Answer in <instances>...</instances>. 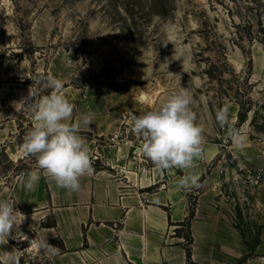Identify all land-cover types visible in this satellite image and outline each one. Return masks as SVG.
Returning a JSON list of instances; mask_svg holds the SVG:
<instances>
[{
	"label": "rangeland",
	"instance_id": "obj_1",
	"mask_svg": "<svg viewBox=\"0 0 264 264\" xmlns=\"http://www.w3.org/2000/svg\"><path fill=\"white\" fill-rule=\"evenodd\" d=\"M50 76L63 81L73 117L91 112L100 126L80 132L96 168L105 164L99 155L118 152L110 139L132 129L131 115L189 89L206 130L205 178L216 208L231 215L252 264H264V180L254 179L264 172V0H0L1 186L36 168L22 148L35 122L17 103L30 90L35 101L48 95ZM226 105L242 146L217 123ZM23 214L0 253L50 264L38 246L41 226ZM0 264L14 262L0 255Z\"/></svg>",
	"mask_w": 264,
	"mask_h": 264
},
{
	"label": "crops",
	"instance_id": "obj_2",
	"mask_svg": "<svg viewBox=\"0 0 264 264\" xmlns=\"http://www.w3.org/2000/svg\"><path fill=\"white\" fill-rule=\"evenodd\" d=\"M99 127L91 121L80 132H98ZM99 156L104 167L93 166V174L81 177L79 192L69 194L43 174L28 190L29 172L0 185V200L12 201L34 218L41 226L40 240L60 249L52 254L43 248L50 264H252L231 215L216 208L218 195L206 183L205 158L191 170L200 176L202 187L185 190L176 183L189 170L141 175L130 165L126 149L114 157ZM192 193L195 212L187 224ZM187 238L192 240L190 261Z\"/></svg>",
	"mask_w": 264,
	"mask_h": 264
},
{
	"label": "clouds",
	"instance_id": "obj_3",
	"mask_svg": "<svg viewBox=\"0 0 264 264\" xmlns=\"http://www.w3.org/2000/svg\"><path fill=\"white\" fill-rule=\"evenodd\" d=\"M174 76L180 79L179 75ZM47 85L51 89L48 95L35 101L30 90L29 97L17 103L29 106L35 122L22 145L23 150L34 156L37 162L36 168L27 174L25 187L33 190L43 174L69 194L79 192L81 177L94 172L89 142L80 131L82 126L90 125L94 117L89 112L72 122L76 105L65 94L63 81L50 76ZM193 104L190 90L182 87L160 106L140 115H131L132 132L142 137L137 151L152 162L154 171L164 172L171 168L189 170L178 179L177 189L202 187L200 176L191 170L196 167V161L205 158L206 130L198 122ZM216 120L222 128L226 127L227 135L234 144L242 146L246 142L241 130L231 127L227 105L217 112ZM20 217L25 220V215L12 201L0 200V242L9 239L13 229L21 225ZM37 243L36 239L30 241V247ZM38 246L52 254L60 251L48 241H40ZM0 255L14 264H20L17 250Z\"/></svg>",
	"mask_w": 264,
	"mask_h": 264
},
{
	"label": "built area",
	"instance_id": "obj_4",
	"mask_svg": "<svg viewBox=\"0 0 264 264\" xmlns=\"http://www.w3.org/2000/svg\"><path fill=\"white\" fill-rule=\"evenodd\" d=\"M110 142L113 143V147L118 148L119 151L121 147H127L126 150L128 151L129 163L135 168L136 172L141 175L153 176L154 166L152 162L137 151L139 144L142 143V137H138L132 132V129H126L122 134H115L110 139ZM254 179L256 183L263 181L264 172L254 175Z\"/></svg>",
	"mask_w": 264,
	"mask_h": 264
},
{
	"label": "trees",
	"instance_id": "obj_5",
	"mask_svg": "<svg viewBox=\"0 0 264 264\" xmlns=\"http://www.w3.org/2000/svg\"><path fill=\"white\" fill-rule=\"evenodd\" d=\"M102 168H103L102 166H101V167H98V169H102ZM194 212H195L194 208L190 209V213H189V217H188V220H187V224L189 223V221H190L191 219L194 218ZM187 241H188L189 244L187 245L186 250H187L188 259H189V261H190V260H191V249H190V244L192 243V240H191L190 238H187ZM244 262H246V261H244Z\"/></svg>",
	"mask_w": 264,
	"mask_h": 264
},
{
	"label": "water",
	"instance_id": "obj_6",
	"mask_svg": "<svg viewBox=\"0 0 264 264\" xmlns=\"http://www.w3.org/2000/svg\"><path fill=\"white\" fill-rule=\"evenodd\" d=\"M146 98V95H142L141 99L144 100Z\"/></svg>",
	"mask_w": 264,
	"mask_h": 264
},
{
	"label": "bare ground",
	"instance_id": "obj_7",
	"mask_svg": "<svg viewBox=\"0 0 264 264\" xmlns=\"http://www.w3.org/2000/svg\"><path fill=\"white\" fill-rule=\"evenodd\" d=\"M146 99H147V96H146ZM146 99H144L143 101H146ZM142 100V99H141ZM121 148H124V147H121ZM126 149H127V147H126Z\"/></svg>",
	"mask_w": 264,
	"mask_h": 264
}]
</instances>
